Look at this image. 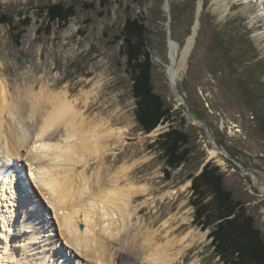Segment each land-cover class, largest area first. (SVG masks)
I'll list each match as a JSON object with an SVG mask.
<instances>
[{
  "label": "rangeland",
  "instance_id": "1",
  "mask_svg": "<svg viewBox=\"0 0 264 264\" xmlns=\"http://www.w3.org/2000/svg\"><path fill=\"white\" fill-rule=\"evenodd\" d=\"M101 1L0 0V14L11 18L0 24V78L12 94L0 107L25 86L39 91L46 81H57L53 89L68 86L70 98L81 99L82 109L89 93V108L83 110L90 120L102 116L125 131L119 143L108 142L106 166L112 170L129 166V178L150 189L134 201L141 210L134 224L161 232L171 218L177 230L159 236L158 245L193 233L172 250L181 253L176 264H223L210 237L217 223L206 229L195 220L192 181L208 163L219 167L224 188L241 203L264 238L263 0H109L106 7ZM58 3L76 6V14L64 27L42 10ZM142 14L150 31L154 92L173 116L171 123H161L150 133L139 125L131 74L120 53L123 42L115 39L128 16ZM193 35L188 56L182 60ZM176 43L177 72L170 80V46ZM171 81L184 102L177 100ZM2 112L3 124L8 112ZM170 126L190 137L189 158L176 169L167 166L158 141ZM213 148L220 152L217 158L210 157ZM92 163L94 168L98 165Z\"/></svg>",
  "mask_w": 264,
  "mask_h": 264
},
{
  "label": "bare ground",
  "instance_id": "2",
  "mask_svg": "<svg viewBox=\"0 0 264 264\" xmlns=\"http://www.w3.org/2000/svg\"><path fill=\"white\" fill-rule=\"evenodd\" d=\"M176 46H170V80L177 72ZM56 82H44L39 91L27 85L0 107V160L27 168L34 190L32 196L18 177L0 191L5 197V190L18 184L28 192L11 197L9 205L0 201V264H176L181 253L172 250L193 233L158 245L159 236L177 230L171 218L161 232L134 224L141 213L134 201L150 189L129 178V166L112 170L105 164L108 142L122 141L124 127L114 128L102 116L90 120L83 109L89 108L91 95L86 93L82 109L68 86L52 88ZM6 96L12 94L0 78V105ZM4 109L8 117L2 124ZM209 151L211 158L220 153Z\"/></svg>",
  "mask_w": 264,
  "mask_h": 264
},
{
  "label": "trees",
  "instance_id": "3",
  "mask_svg": "<svg viewBox=\"0 0 264 264\" xmlns=\"http://www.w3.org/2000/svg\"><path fill=\"white\" fill-rule=\"evenodd\" d=\"M109 3V0L100 2L104 7ZM127 8L132 10L131 6ZM42 10L47 13L50 21H58L63 27L76 14L75 5L66 6L62 3L49 4ZM9 22L10 17L0 14V24ZM147 24L143 14L128 16L121 33L115 39L123 42L120 53L126 57L127 71L131 74L139 125L146 133H150L161 123H171L173 116L171 109L165 107V102L154 92L152 85L153 64ZM50 29L47 25L46 31L50 32ZM171 29V37L174 39L173 26ZM158 141L168 167L176 169L188 160L191 149L188 147L190 137L187 133L170 126L169 131L163 133ZM219 171V167L208 163L192 181L195 220L206 229L217 223L210 237L214 252L223 264H264V238L254 226L253 218L241 210V203L235 202L231 192L224 188L223 175ZM208 198L211 201L205 203ZM208 206L211 208L208 209Z\"/></svg>",
  "mask_w": 264,
  "mask_h": 264
},
{
  "label": "water",
  "instance_id": "4",
  "mask_svg": "<svg viewBox=\"0 0 264 264\" xmlns=\"http://www.w3.org/2000/svg\"><path fill=\"white\" fill-rule=\"evenodd\" d=\"M1 10H2V4H1V2H0V12H1ZM168 36H169V39L170 40H172V38H171V30L168 32ZM178 43H176V45H177ZM172 83V82H171ZM172 86H173V89H174V92H175V96H176V98H177V100L179 101V102H181V101H183L180 97H179V95H178V90L176 89V87H175V85L172 83ZM184 102V101H183ZM82 228V227H81Z\"/></svg>",
  "mask_w": 264,
  "mask_h": 264
}]
</instances>
